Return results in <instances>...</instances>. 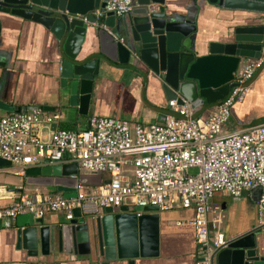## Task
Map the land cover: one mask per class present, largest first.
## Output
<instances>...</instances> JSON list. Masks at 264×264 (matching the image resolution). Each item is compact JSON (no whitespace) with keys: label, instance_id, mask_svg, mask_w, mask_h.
<instances>
[{"label":"water","instance_id":"95a60500","mask_svg":"<svg viewBox=\"0 0 264 264\" xmlns=\"http://www.w3.org/2000/svg\"><path fill=\"white\" fill-rule=\"evenodd\" d=\"M108 0H0V32L3 19H21L50 31L61 44L57 62L60 88L69 93V105L87 117L97 79L115 70H128L144 78H157L167 102H187L198 113L224 101L244 62L264 53V0H184L193 10L176 6L178 0H131L123 16L94 15ZM229 14L230 27L211 37H199L195 14L201 5ZM82 18L97 26H88ZM94 29V30H91ZM91 33L97 45L83 56L85 36ZM122 39V41H120ZM3 63L0 62V67ZM262 68L254 75L258 76ZM56 76V74H55ZM254 77L252 79H254ZM252 81V80H251ZM250 81V82H251ZM250 82L246 84L249 86ZM46 110L39 106L14 109L0 101V111L24 114ZM178 118V115L168 112ZM55 125L51 126L54 131ZM10 163L0 159V168ZM24 186L49 188L64 198L76 197L77 184L86 187L108 183L100 172L78 168L75 163L30 166L24 171ZM256 204L261 189L250 191ZM159 208L156 206L102 208L96 216L72 210L73 218L47 225L31 214L19 215L14 224L0 221V229L15 227L16 248L29 256L56 250L69 255H89L92 250L105 260L136 264L158 255ZM213 257L212 264H264V224H256L230 235Z\"/></svg>","mask_w":264,"mask_h":264},{"label":"built area","instance_id":"2783aa9c","mask_svg":"<svg viewBox=\"0 0 264 264\" xmlns=\"http://www.w3.org/2000/svg\"><path fill=\"white\" fill-rule=\"evenodd\" d=\"M130 9L131 0H108L94 15L123 16ZM82 19L88 26H97ZM263 64L264 53L247 61L235 74L236 86L204 120L194 118L197 109L176 100L168 102V109L178 118L167 115L164 122L149 125L93 115L87 129L50 131L58 119L40 111L1 116L0 159L22 174L27 167L47 161L75 163L109 178L108 183L95 187L77 184L74 198L59 193L21 196L13 205L0 208V221L14 224L22 214L41 219L46 212H61L69 221L75 208L87 216L122 205L132 209L156 206L163 211L192 208L195 219L191 225L201 256L197 264H212L216 252L226 244L217 221H211V231L207 227L215 193L240 199L259 187L256 209L258 222L264 224V123L223 133L233 106L244 101L246 84ZM40 127L49 131L47 140L39 136Z\"/></svg>","mask_w":264,"mask_h":264},{"label":"crops","instance_id":"0c3cea01","mask_svg":"<svg viewBox=\"0 0 264 264\" xmlns=\"http://www.w3.org/2000/svg\"><path fill=\"white\" fill-rule=\"evenodd\" d=\"M176 6L190 8L193 4L178 0ZM184 9L182 11H184ZM195 14L196 26L202 36L211 37L230 27L229 14L220 8L201 5ZM256 23L264 25V18ZM94 30V29H91ZM96 36L88 33L81 44L83 56L90 46H96ZM61 44L53 34L42 26L7 17L3 19L0 32V101L14 109L28 106L46 108L43 115L57 117L58 129L81 131L88 128L93 115L111 117L144 125L162 123L167 116L168 102L162 84L157 78H144L128 70H115L97 79L93 88L87 117L78 115L77 107L69 105V93L60 88L55 72L60 57ZM244 62L239 69L245 64ZM238 69V70H239ZM56 74V76H55ZM254 77V76H253ZM252 80V81H251ZM249 80L248 93L242 103L233 106L223 133L241 131L264 123V119L251 116L253 109H264V70ZM211 110L198 113L196 118L204 120ZM15 114L0 111V117ZM234 120L236 123H234ZM227 125V126H226ZM51 131V127L49 129ZM43 140L49 137L45 127L39 128ZM24 176L14 167L0 168V208L13 205L19 197L34 198L43 194L56 193L53 189L24 186ZM106 180V178H104ZM125 206V205H122ZM207 216V227L212 230L211 221H217L219 231L226 239L250 228L258 220L256 204H251L250 194L240 199L215 193ZM99 214V213H98ZM47 225L61 222V212H46L42 218ZM194 209L159 211L158 255L143 259L136 264H197L201 259L195 243ZM105 260L94 250L89 255H69L57 250L48 255L29 256L16 248L15 227L0 229V264H105ZM113 261L108 264H123Z\"/></svg>","mask_w":264,"mask_h":264},{"label":"rangeland","instance_id":"374dc122","mask_svg":"<svg viewBox=\"0 0 264 264\" xmlns=\"http://www.w3.org/2000/svg\"><path fill=\"white\" fill-rule=\"evenodd\" d=\"M251 116H253V117L259 116L260 117L259 119H264V109H253V111L251 112ZM231 122H232V120L231 121L229 120L227 125L230 126ZM234 123H236L235 120H234ZM52 193H54V192H52Z\"/></svg>","mask_w":264,"mask_h":264},{"label":"trees","instance_id":"16d2710c","mask_svg":"<svg viewBox=\"0 0 264 264\" xmlns=\"http://www.w3.org/2000/svg\"><path fill=\"white\" fill-rule=\"evenodd\" d=\"M103 176H104V178H106V179L109 178V175H107V174H104Z\"/></svg>","mask_w":264,"mask_h":264}]
</instances>
